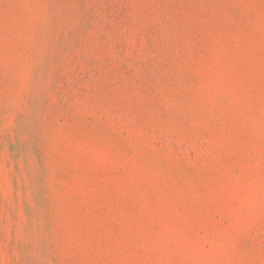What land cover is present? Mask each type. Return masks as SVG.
Instances as JSON below:
<instances>
[{
	"label": "rangeland",
	"instance_id": "rangeland-1",
	"mask_svg": "<svg viewBox=\"0 0 264 264\" xmlns=\"http://www.w3.org/2000/svg\"><path fill=\"white\" fill-rule=\"evenodd\" d=\"M0 264H264V0H0Z\"/></svg>",
	"mask_w": 264,
	"mask_h": 264
}]
</instances>
